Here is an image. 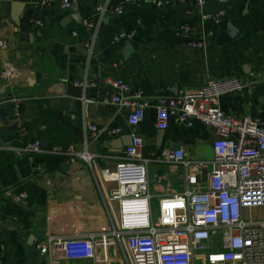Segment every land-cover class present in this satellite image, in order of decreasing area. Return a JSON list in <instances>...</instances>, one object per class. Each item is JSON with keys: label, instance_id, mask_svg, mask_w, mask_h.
Here are the masks:
<instances>
[{"label": "crops", "instance_id": "1", "mask_svg": "<svg viewBox=\"0 0 264 264\" xmlns=\"http://www.w3.org/2000/svg\"><path fill=\"white\" fill-rule=\"evenodd\" d=\"M12 1L24 4L18 22L11 18ZM41 2L0 1V264H126L117 240L108 235L117 217L108 196L114 184L94 172L111 168L128 145L129 134L136 132L148 159L152 205L160 196L186 189L183 168L156 160L157 155L181 147L187 158H211L216 134L198 122L180 124L173 116L165 129H158V96L237 77L242 89L223 96L221 109L264 116V0H205L202 8L195 3L76 0L74 11L62 9L58 0ZM96 6L105 8L101 16ZM201 9L222 11V21L202 19ZM85 19L93 22L89 33L82 24ZM181 24L191 27L194 38H204V46L186 44L176 33ZM118 31L132 32L133 37L112 41ZM110 78L150 95L136 125L127 124L126 108L98 103L112 91ZM79 80L87 86H73ZM91 82L97 87L89 86ZM17 121L26 128L23 136ZM86 122L121 131L92 138ZM35 139L43 151L15 153ZM54 146L85 147L92 160L67 163L66 156L48 151ZM8 191L24 192V201H12ZM248 214L264 222V207ZM91 232L98 234L94 258L61 259V251L44 255L36 248L49 237L79 238Z\"/></svg>", "mask_w": 264, "mask_h": 264}, {"label": "built area", "instance_id": "2", "mask_svg": "<svg viewBox=\"0 0 264 264\" xmlns=\"http://www.w3.org/2000/svg\"><path fill=\"white\" fill-rule=\"evenodd\" d=\"M3 1V0H0ZM148 2L157 6L170 3L197 4L205 0H124ZM226 3L228 0H217ZM62 9H69L76 0H58ZM42 0L41 4H46ZM116 10L120 12V7ZM97 16L105 11L96 6ZM202 19L219 24L223 12L202 11ZM40 26L39 20H31ZM85 32L93 27L90 20L82 21ZM178 36L193 48L204 46V38H194L191 27L181 24ZM74 34V33H73ZM132 32L118 31L112 41L130 40ZM111 93L97 99L98 103L127 109L126 122L136 125L144 117L150 95L144 89H132L130 84L117 78L107 80ZM97 87L96 82L88 84ZM73 86L85 88L86 81H74ZM242 89L237 77L208 80L196 88L179 91L172 96L154 98L156 127L165 129L173 116L180 124L192 126L198 122L211 128L216 138L212 142L213 155L206 159L187 158L184 149H164L156 160L178 164L183 168L187 183L183 191L160 196L152 205L149 191L148 159L143 155V139L131 132L130 143L122 150L111 168L105 167L94 175L114 184L108 196L116 204L117 217L111 221L108 235L117 240L126 264H264V222L246 215L247 210L264 207V116L262 114L236 115L224 112L220 99ZM16 101V100H14ZM92 138L102 134L114 135L121 128H102L86 122ZM19 136L26 133L17 121ZM38 139L16 154L41 152ZM49 152L66 156V162L81 159L90 164L92 155L74 146H54ZM193 184L194 186H190ZM14 202L22 203L24 192H6ZM97 233L39 241L37 250L44 255L52 249L61 251V259L94 258V239ZM52 262V259L49 258Z\"/></svg>", "mask_w": 264, "mask_h": 264}, {"label": "water", "instance_id": "3", "mask_svg": "<svg viewBox=\"0 0 264 264\" xmlns=\"http://www.w3.org/2000/svg\"><path fill=\"white\" fill-rule=\"evenodd\" d=\"M23 5H24L23 2H20V1H12L10 3L11 13H12L11 14V18L15 22H18V19H19V16H20V11H21ZM71 9L74 11V7H71ZM229 27L231 28L230 25H229ZM232 31H234V30H232ZM126 48H129V44L126 45ZM130 140H131V138H130V135H129V143H130Z\"/></svg>", "mask_w": 264, "mask_h": 264}]
</instances>
